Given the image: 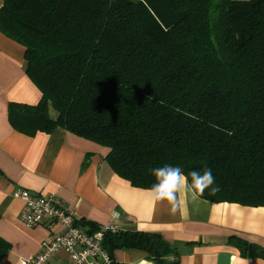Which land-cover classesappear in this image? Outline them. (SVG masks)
Wrapping results in <instances>:
<instances>
[{"label": "trees", "instance_id": "1", "mask_svg": "<svg viewBox=\"0 0 264 264\" xmlns=\"http://www.w3.org/2000/svg\"><path fill=\"white\" fill-rule=\"evenodd\" d=\"M0 33L41 94L8 105L14 131L89 141L133 188L153 190L171 166L203 201L264 208V0H3ZM206 170L212 182L195 188L190 173ZM229 241L264 260V247ZM103 248L156 264L173 253L118 228ZM10 249L0 238V263Z\"/></svg>", "mask_w": 264, "mask_h": 264}, {"label": "crops", "instance_id": "2", "mask_svg": "<svg viewBox=\"0 0 264 264\" xmlns=\"http://www.w3.org/2000/svg\"><path fill=\"white\" fill-rule=\"evenodd\" d=\"M24 67V49L0 33V238L11 247L0 264H20L36 255L59 230L30 229L19 221L23 203L13 197L19 189L62 200L84 232L115 224L160 236L173 250L160 264H264L244 257L229 241L235 237L264 247V208L208 203L196 197L185 178L173 195L160 199L153 190L133 188L114 175L105 162L106 150L89 141L62 129L33 137L14 131L8 105H36L41 99ZM111 259L114 264H156L136 250H114ZM67 262L60 252L47 264Z\"/></svg>", "mask_w": 264, "mask_h": 264}, {"label": "built area", "instance_id": "3", "mask_svg": "<svg viewBox=\"0 0 264 264\" xmlns=\"http://www.w3.org/2000/svg\"><path fill=\"white\" fill-rule=\"evenodd\" d=\"M15 199L23 203L18 214L19 221L26 227L59 228L47 241L42 242L40 251L20 264H47L60 252L67 255V264H113L103 248L107 231L114 232L115 224L99 228L94 233H87L78 226L77 216L69 211L65 202L54 196L42 197L26 190H16Z\"/></svg>", "mask_w": 264, "mask_h": 264}, {"label": "clouds", "instance_id": "4", "mask_svg": "<svg viewBox=\"0 0 264 264\" xmlns=\"http://www.w3.org/2000/svg\"><path fill=\"white\" fill-rule=\"evenodd\" d=\"M154 174L158 182L153 186V191L160 199H166L173 195L174 191L178 189L180 182L184 180L181 170L171 166L156 169ZM190 175L192 176L193 186L197 189L212 182V177L208 170L202 176L197 172H192Z\"/></svg>", "mask_w": 264, "mask_h": 264}]
</instances>
